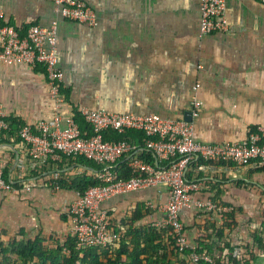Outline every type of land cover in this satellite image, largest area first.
Returning <instances> with one entry per match:
<instances>
[{
  "label": "crops",
  "instance_id": "crops-1",
  "mask_svg": "<svg viewBox=\"0 0 264 264\" xmlns=\"http://www.w3.org/2000/svg\"><path fill=\"white\" fill-rule=\"evenodd\" d=\"M86 2L96 16L95 25L61 18L51 0H0L3 21L19 32L30 23L46 26L52 19L56 21L55 55L62 73L64 113L71 112L74 117L73 111L79 114V108L86 106L182 117L193 100H198L199 113L192 118L194 137L214 142L238 140L256 124H264V3L224 0L225 30L199 34V0ZM0 102L5 117L13 120L10 131L0 133V168L15 181L20 176L18 164L27 161L16 137L18 125L49 119L54 109L43 67L0 60ZM130 133L128 139L133 142L136 132ZM135 143L132 151H137L138 157L154 161L138 139ZM118 162L129 167L128 154ZM23 169L21 178L31 188L20 193L0 191V230L11 234L22 228L25 234L32 229L39 230L33 235L47 236L45 224L36 215L53 218L57 214L53 222L56 237L66 229L67 218L60 213L74 198L73 189L59 183L92 172L67 156ZM186 178L200 185L190 191L192 199L213 204L211 209L189 206L180 210L186 238L200 239L212 251H226V236L231 244L241 239L245 250L256 251L244 220L250 217L264 224V194L257 191L264 193V164L193 162L187 166ZM166 195V186L158 184L120 193L106 205L114 220L131 219V212L139 207L143 214L132 224H151L162 215L159 206ZM242 202L253 205L235 211V225L225 228L222 215ZM222 206L226 209L220 210ZM220 226L225 229L218 236L215 229ZM160 236L169 246L161 231ZM254 258L253 264H264V252H256Z\"/></svg>",
  "mask_w": 264,
  "mask_h": 264
},
{
  "label": "built area",
  "instance_id": "built-area-1",
  "mask_svg": "<svg viewBox=\"0 0 264 264\" xmlns=\"http://www.w3.org/2000/svg\"><path fill=\"white\" fill-rule=\"evenodd\" d=\"M61 18L97 23L96 16L86 0H51ZM264 3V0H258ZM199 34L223 31L226 28L224 0H199ZM4 11L0 8V19ZM0 24V60L6 64L23 63L29 66L41 65L47 84V92L53 101V112L49 119L36 118L33 122H22L16 129V137L27 154L25 164H18V174L23 167L32 169L36 162L61 157L82 155L97 164L90 171L99 183L89 185L75 195L68 206L69 228L77 247L104 246L118 237V232L107 227L109 219L106 200L120 193L162 184L167 188L166 199L160 204L162 215L151 224L166 237L170 247L178 257L189 264H231L227 256L219 259L206 250L198 249L184 235L180 210L194 206L197 209H211L210 200L192 199L190 191L200 185L198 181L186 178V169L197 159L203 162H233L235 166L244 164H264V124H256L238 140L223 142L202 141L193 134L192 118L199 113L200 101L193 100L189 108L190 120L182 117L164 116L154 112L135 113L114 111L103 107H80L79 114L87 124V131L80 129L71 112L64 113L61 105L62 73L57 66L55 48L57 42L56 21L52 19L46 26L30 23L23 32L2 21ZM62 121V124L60 122ZM10 123L6 119L0 102V133L8 131ZM4 130V131H3ZM128 130L141 131L144 135L142 146L152 153L147 161L132 151L134 144L123 138H109V131L122 133ZM128 154L129 175L118 174L116 161ZM15 182L5 180L0 168V191L16 193ZM19 185V184H18ZM27 184L24 189H28ZM152 206V204H148ZM220 210L226 209L222 206ZM233 256L238 264H245L242 250Z\"/></svg>",
  "mask_w": 264,
  "mask_h": 264
},
{
  "label": "trees",
  "instance_id": "trees-1",
  "mask_svg": "<svg viewBox=\"0 0 264 264\" xmlns=\"http://www.w3.org/2000/svg\"><path fill=\"white\" fill-rule=\"evenodd\" d=\"M2 21L0 19V24L3 23ZM73 114L80 129L87 131V124L80 118L78 112L73 111ZM6 119H9L11 123L13 121L9 117ZM130 131L132 130L122 133L109 131L104 136L114 139L123 138L130 141L128 139V136L131 134ZM133 131L136 132V138L132 137L134 140L130 142L135 143V140L138 139V143L142 144L143 133L137 130ZM67 157L78 161L81 165L88 168H97V164L82 155L75 154ZM202 162L203 160L199 158L194 163L198 165ZM223 163L225 162L223 161ZM227 163L232 164V162ZM116 168L120 176L126 177L129 175V169L125 163L118 162ZM258 168L262 169L261 166ZM2 176L5 180H8L5 168L2 169ZM238 180L239 182L242 181L241 179ZM96 183H98V179L93 173L82 172L72 177L69 183L64 181L59 183V185L60 187L82 191L87 186ZM140 209L139 207L133 209L131 212V216L133 217L131 219H124L122 217L123 219L114 220L112 217H109L106 224L107 227L115 230L119 235L112 242L104 246L77 247L73 236L70 235H65L62 240L54 238L52 235L43 236L38 233L26 238L23 236L22 228L11 234L5 230H0V264H189L185 258L178 257L173 247L163 243L160 231H157L149 223L132 224L136 218H139L143 214ZM147 211L145 209V212ZM134 212L138 214L135 215ZM62 216L64 217V215ZM222 217L226 218V223H224L225 228L230 229L234 224L232 212H224ZM225 228H216V235L220 236ZM251 237L256 242L257 248L261 249L259 253H263L264 238L261 240V237L257 234H252ZM190 244H193L198 251L206 250L208 253L212 251L206 245V242L200 239H193ZM246 251L248 250L244 251V263L253 264L256 251L249 254ZM230 259L231 264H238V260L234 256Z\"/></svg>",
  "mask_w": 264,
  "mask_h": 264
},
{
  "label": "rangeland",
  "instance_id": "rangeland-1",
  "mask_svg": "<svg viewBox=\"0 0 264 264\" xmlns=\"http://www.w3.org/2000/svg\"><path fill=\"white\" fill-rule=\"evenodd\" d=\"M260 189H262V188H260ZM257 191L260 193V195L264 194L263 192H260L259 190H257ZM257 204L260 205L261 202H259ZM244 205L251 207V205H253V203H251V202H249V203H244V202L239 203L236 206H232L233 209H230L231 211H229V212H232V214H234L235 211L239 212V211L242 210V207ZM263 210H264V207H263ZM36 217L39 218V221H41V222H43L45 224L46 231L48 232L47 235H50V233H51L53 235V237H55L54 235H56V231H55V227H54V223L53 222L55 220H57V218H58L57 214L54 215L53 218H51L50 215H48L47 217H44V216L41 217V215H36ZM244 221H245V223L247 225L246 232H247V234L249 233V237L252 234H257L258 236L261 237V240H262V238H264V224L263 223L259 224L257 219L256 220H252L250 217L245 219ZM207 225H209V224H207ZM37 231H39V230L29 229V230H27V232L23 236L26 237V238L31 237ZM41 231L43 232L42 227H41ZM67 233H68V231H67V225H66V229L64 231L59 232L57 234L56 238L62 240ZM4 237H6V236H4ZM248 239H250V238H248ZM224 242L229 244L228 245L229 248L228 249L226 248V251H224L223 248H216V251H211V254L213 256H217L220 259V258L223 257V254H225L227 256L228 260H231L230 258L233 256V254L237 256L238 253H236V250H239V251L242 250L243 252L245 251V249L243 247V243L244 242L241 239H236V241L233 244H231L230 241L228 242L227 237L225 236ZM254 243L256 244V242H254ZM252 244H253V240H252ZM255 246H256V252L259 253L261 251V249L257 248V245H255ZM247 248H249V247H247ZM246 252L249 254V253H252L253 251L249 248L248 251H246Z\"/></svg>",
  "mask_w": 264,
  "mask_h": 264
},
{
  "label": "clouds",
  "instance_id": "clouds-1",
  "mask_svg": "<svg viewBox=\"0 0 264 264\" xmlns=\"http://www.w3.org/2000/svg\"><path fill=\"white\" fill-rule=\"evenodd\" d=\"M84 157V156H83ZM86 158V157H85ZM86 159H88V158H86ZM23 176V174H21L20 176H19V178L17 179V178H15V181L14 180H12L13 182H15L14 183V185L18 188V190H17V192H21V191H26V190H28L29 188H31V185L30 184H28L27 182H25L24 181V179L23 178H21ZM55 183V185H57L58 184V179H56V181L54 182ZM98 183H99V181H98ZM19 184V185H18ZM25 184H27L28 186H29V188L28 189H24V185ZM97 184V183H96ZM94 185V184H93ZM73 191H80V190H75V189H73ZM16 192V193H17ZM74 195H75V192H74ZM111 198V197H110ZM109 198V199H110ZM72 201V200H71ZM71 201H69L67 204H65L64 205V208H63V211H61V213L60 214H64V216H66V218H67V220H66V225H67V231H68V233L66 234V235H70V236H73V238H74V235H72V233H71V231H70V228H69V217H68V211H67V209H68V206H69V204H70V202ZM108 200H106V202H107ZM106 202L104 203L105 204V206L107 207V209H108V213H109V217H112L111 216V212H110V209L108 208V206L106 205ZM150 206V205H149ZM151 207V206H150ZM152 222V221H151ZM152 227H154L152 224H150ZM155 228V227H154ZM156 229V228H155ZM158 231H160V230H158Z\"/></svg>",
  "mask_w": 264,
  "mask_h": 264
},
{
  "label": "water",
  "instance_id": "water-1",
  "mask_svg": "<svg viewBox=\"0 0 264 264\" xmlns=\"http://www.w3.org/2000/svg\"><path fill=\"white\" fill-rule=\"evenodd\" d=\"M182 118L185 119V120H190L191 119L189 110H184L183 111Z\"/></svg>",
  "mask_w": 264,
  "mask_h": 264
}]
</instances>
